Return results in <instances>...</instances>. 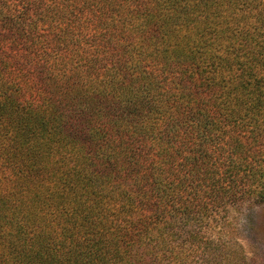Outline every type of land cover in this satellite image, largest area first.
Listing matches in <instances>:
<instances>
[{
  "label": "trees",
  "instance_id": "obj_1",
  "mask_svg": "<svg viewBox=\"0 0 264 264\" xmlns=\"http://www.w3.org/2000/svg\"><path fill=\"white\" fill-rule=\"evenodd\" d=\"M264 0H0V264H255Z\"/></svg>",
  "mask_w": 264,
  "mask_h": 264
},
{
  "label": "rangeland",
  "instance_id": "obj_2",
  "mask_svg": "<svg viewBox=\"0 0 264 264\" xmlns=\"http://www.w3.org/2000/svg\"><path fill=\"white\" fill-rule=\"evenodd\" d=\"M234 238L255 264H264V206L246 204L234 216Z\"/></svg>",
  "mask_w": 264,
  "mask_h": 264
}]
</instances>
